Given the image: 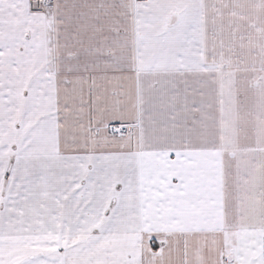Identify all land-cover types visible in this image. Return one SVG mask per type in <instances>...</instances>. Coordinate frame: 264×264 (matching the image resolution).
I'll return each instance as SVG.
<instances>
[{"label":"snow or ice","instance_id":"snow-or-ice-1","mask_svg":"<svg viewBox=\"0 0 264 264\" xmlns=\"http://www.w3.org/2000/svg\"><path fill=\"white\" fill-rule=\"evenodd\" d=\"M0 264H264V0H0Z\"/></svg>","mask_w":264,"mask_h":264}]
</instances>
